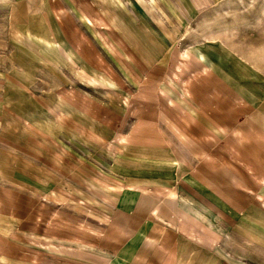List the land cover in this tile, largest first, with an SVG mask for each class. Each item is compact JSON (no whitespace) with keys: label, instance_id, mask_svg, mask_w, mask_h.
<instances>
[{"label":"crops","instance_id":"0c3cea01","mask_svg":"<svg viewBox=\"0 0 264 264\" xmlns=\"http://www.w3.org/2000/svg\"><path fill=\"white\" fill-rule=\"evenodd\" d=\"M214 2L20 3L0 264H264V73L187 44Z\"/></svg>","mask_w":264,"mask_h":264},{"label":"rangeland","instance_id":"374dc122","mask_svg":"<svg viewBox=\"0 0 264 264\" xmlns=\"http://www.w3.org/2000/svg\"><path fill=\"white\" fill-rule=\"evenodd\" d=\"M203 1L204 12L209 8V4H206V0ZM7 3L9 7H3ZM20 3H23V0H0V86L3 80H11L27 88L17 78L9 75V72L13 71V68H16L13 72H17L20 63L33 61L26 59L27 57L36 59L39 55L38 52L30 55L25 48L22 54L14 50L18 40L15 35L23 29L24 22L19 12H24L25 8L24 4ZM200 26L210 32L203 35L201 30L199 35L188 37V45L195 48L201 42L224 41L264 73V0H215L206 14L193 21L194 28ZM22 44L23 42L20 43L21 46ZM25 47L33 50L34 44L30 42ZM42 55L48 61L59 57L49 49ZM18 58L23 61H18Z\"/></svg>","mask_w":264,"mask_h":264}]
</instances>
